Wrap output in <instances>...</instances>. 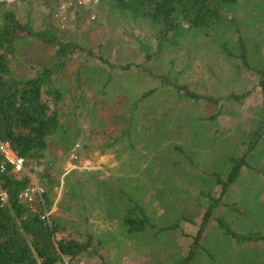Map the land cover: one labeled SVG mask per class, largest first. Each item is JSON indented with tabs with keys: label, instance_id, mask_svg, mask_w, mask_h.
<instances>
[{
	"label": "rangeland",
	"instance_id": "obj_1",
	"mask_svg": "<svg viewBox=\"0 0 264 264\" xmlns=\"http://www.w3.org/2000/svg\"><path fill=\"white\" fill-rule=\"evenodd\" d=\"M5 1L6 9L13 10L23 23L30 22L35 29L51 27L65 39H77L96 50L95 53L99 50L118 65L112 71L97 58L85 59L78 53L59 75L60 82L67 89L66 100L61 106L63 120L76 140L68 154H64L60 145H55L51 153L57 157L53 171L58 184L53 186L52 203L45 211L50 213V218L58 219L63 227L61 234L66 237L78 230L81 233L75 236L79 239L87 233L102 235L105 244L100 253L108 264H172L179 256L187 255L206 209L200 205L205 191L202 188L206 186L203 177L209 167L213 169L220 165L218 159L224 153L243 151L241 143L246 142L243 141L245 136L254 127L252 115L263 102L257 75L240 66L238 60L228 59L222 51L220 39L228 40L235 48L242 33L252 64L264 68V0L244 2L236 13L237 25L230 23L219 28L217 33L188 39L180 47L168 49L147 63L156 72L170 71L181 84H188L201 94L218 97L232 92H252L242 104L222 102L223 111L218 120L207 121L199 136L191 132L189 119L211 115L218 107L203 100L189 99L184 91L179 93L163 85L159 79L137 67L145 62V53L134 34L144 37L147 31L132 20L109 12L107 2L98 0L82 5L78 0ZM149 42L155 50L154 40ZM54 54V48L27 37L19 44L10 67L19 77H31L36 68L52 63ZM128 64L136 65L121 69ZM78 74L82 77L81 86L77 85ZM110 74L112 79L105 89L103 86ZM152 88L158 91L148 100L149 113L139 123L140 128L148 124L150 129L139 134L136 149L125 142L101 153L105 142L111 141L126 127L125 113L131 111V101ZM80 98H84V106L76 110ZM194 141L205 145L190 143ZM174 142H185L191 147L189 153L196 167L178 152L169 151ZM147 144L154 149L153 152L146 149ZM255 151L254 167L243 169L239 180L224 198L225 203H233L239 208H245L247 203L253 207L248 217L231 215L234 227L241 231L264 230V148ZM74 152L81 159L88 160L90 167L74 168L75 162L71 159ZM177 161L181 163L176 164ZM43 168L44 165L29 164L32 182L39 186L40 193L46 189L40 177ZM77 182L76 187L82 189L84 196L80 199L74 198ZM143 183H146L143 192L147 190L143 201L150 212H155L157 220L163 217L166 223L175 222L178 214L184 211L194 223L183 220L180 228L158 236H153L151 231L142 236L122 234L119 206L123 198H119L117 191ZM108 188H113L115 193L111 195ZM37 198L40 199L39 194ZM164 199L173 202L174 209L171 206L165 208ZM226 211L227 206L223 205L218 212ZM205 240L212 245L214 256L200 252L194 264H248L250 258L264 264L263 241L242 246L232 239L227 242L215 222L206 230ZM77 262L101 264V259L85 254L72 263L65 261V264Z\"/></svg>",
	"mask_w": 264,
	"mask_h": 264
},
{
	"label": "trees",
	"instance_id": "obj_2",
	"mask_svg": "<svg viewBox=\"0 0 264 264\" xmlns=\"http://www.w3.org/2000/svg\"><path fill=\"white\" fill-rule=\"evenodd\" d=\"M107 2L109 12L119 15L126 20H132L147 31L144 37L134 34V38L140 43L145 53V62L141 64H128L121 69H131L132 65L142 68L146 73L159 79L165 86H170L179 93L184 91L185 97L196 101L203 100L218 107L211 115L192 117L188 121L191 132L196 136L203 133L206 122H216L222 114V102L235 101L239 104L251 95V91L240 93L232 92L226 96H213L201 94L190 88L188 84H181L171 72H156L147 63L158 57L168 49L180 47L188 39H196L202 35H210L219 32V28L233 23L237 25L236 13L244 2L250 0H99ZM0 136L11 142L13 149L25 157L29 164L44 165L40 174L46 189L41 193L43 203L37 198L34 203L35 211L29 206L18 202V194L21 190L32 184V177L25 175L20 180L6 176L3 178V187L10 193V205L0 208V264H65L72 263L85 254L95 255L101 259V264H108L100 248L105 244L102 235L87 233L83 239L75 236L81 233L76 230L69 236L61 234L63 227L58 219H43L42 213L52 203V189L58 184L55 179L53 166L57 157L51 155L55 145L63 147L64 154L76 144L70 128L64 122L62 103L66 100L67 89L60 82L59 75L67 66L75 54L82 55L85 59H96L113 69L114 64L99 50L81 44L77 39L69 40L61 36L51 27L35 29L30 22L23 23L16 17L13 10L6 9V1L0 0ZM27 37L35 38L46 47L55 49L54 61L50 64L36 68L31 77H19L10 67L12 57L16 54L19 44ZM153 39L156 49L149 40ZM222 41V51L228 59L238 60L240 66L254 71L257 75L258 85L261 87L263 102L252 115L253 129L245 136L242 152H226L223 154L220 165L213 169L208 168L203 177L206 186L202 188V203L205 213L202 216L193 243L188 254L179 256L172 264H194L200 252H206L210 257L212 245L206 243L205 234L212 222L217 223L220 233L227 240H233L239 246L264 242V230L248 229L237 230L234 227V219L231 215L248 217L253 208L248 203L245 208H239L233 203H225L224 198L230 192L231 186L236 183L244 168H253L255 150L264 148V68L261 65L252 64L248 48L242 33L239 34L238 44L235 48L229 45L228 40ZM149 64V63H148ZM109 85L112 74L109 75ZM81 74L77 76V85L81 86ZM157 88L144 91L141 96L131 101V111L125 113L127 125L122 132L105 142L101 147V153L114 147L117 143L127 142L136 149V143L140 141L139 134L150 129L148 124L139 125L141 118L149 113L148 100L157 93ZM84 106V98L78 100L76 110ZM122 106V104H121ZM175 121V120H173ZM201 138V137H200ZM215 139L214 141H216ZM189 143V140L187 141ZM193 145H205L199 141L190 142ZM87 146V144H84ZM241 146V147H242ZM146 149L153 152L154 149L147 144ZM169 151H176L188 160L194 167L196 163L189 153L191 147L183 142L172 143ZM180 164L181 161L175 162ZM138 171V170H136ZM154 180V179H153ZM79 182L76 183L75 187ZM49 185V186H47ZM146 183L141 186L120 188L117 191L119 198H123L120 207L119 219L122 234L127 237L147 235L150 231L153 236H158L167 231H174L181 226V222L194 220L181 211L175 222L166 223L161 217L155 218V212H150L143 198L147 190L143 192ZM209 186V187H208ZM218 188L216 190L215 188ZM175 188L180 190L178 185ZM74 189V198H83L82 189ZM142 189V192H141ZM108 191L115 193L113 188ZM139 191V193L137 192ZM138 194H137V193ZM163 197V194H160ZM39 197V196H38ZM113 197V196H111ZM163 199V198H162ZM165 208L174 206L173 202L164 199ZM163 200V201H164ZM227 206V213H219V208ZM250 206V207H248ZM173 208V207H172ZM174 209V208H173ZM61 234V235H60ZM60 235V236H59ZM210 243V242H209ZM250 258L248 264H260Z\"/></svg>",
	"mask_w": 264,
	"mask_h": 264
},
{
	"label": "built area",
	"instance_id": "obj_3",
	"mask_svg": "<svg viewBox=\"0 0 264 264\" xmlns=\"http://www.w3.org/2000/svg\"><path fill=\"white\" fill-rule=\"evenodd\" d=\"M92 1L98 2V0H78V3L83 5ZM93 18L95 17L93 16ZM71 159L75 162L74 168L86 169L90 167L89 161L81 159L75 152L71 154ZM25 175L31 176L26 158L13 149L9 140L0 136V208H6L10 205V193L3 187V178L9 176L20 180ZM37 194L40 195V201H42L39 186L32 182L30 186L19 192L18 202L35 211L34 203L37 201ZM42 218L49 219L50 213L45 211L42 213ZM76 264H84V262H77Z\"/></svg>",
	"mask_w": 264,
	"mask_h": 264
}]
</instances>
